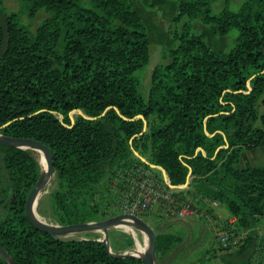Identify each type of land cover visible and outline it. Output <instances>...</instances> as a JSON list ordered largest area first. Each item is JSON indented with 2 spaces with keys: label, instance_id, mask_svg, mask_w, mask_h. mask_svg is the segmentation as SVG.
I'll return each mask as SVG.
<instances>
[{
  "label": "trees",
  "instance_id": "16d2710c",
  "mask_svg": "<svg viewBox=\"0 0 264 264\" xmlns=\"http://www.w3.org/2000/svg\"><path fill=\"white\" fill-rule=\"evenodd\" d=\"M17 1L30 16L42 9L49 16L32 33L0 0V132L51 149L57 188L42 213L61 226L115 217L134 173L151 171L165 185L162 167L180 200L193 205L191 194L222 203L235 218L222 228L244 231L236 245L231 235L228 248L219 246L223 253L198 264H264V167H237L243 151L264 139L257 109L264 94V0H247L238 12L226 0L218 16L210 0H176L175 21L201 18L221 36L237 29L236 44L214 51L185 25L170 62L155 67L147 98L136 73L149 63L150 42L136 0ZM77 110L92 119L74 113L73 123ZM41 176L34 151L0 143V244L10 258L0 252V264H144L112 255L98 239L38 230L26 204ZM155 233L158 259L180 246L178 238ZM125 242L135 244L130 235Z\"/></svg>",
  "mask_w": 264,
  "mask_h": 264
},
{
  "label": "rangeland",
  "instance_id": "374dc122",
  "mask_svg": "<svg viewBox=\"0 0 264 264\" xmlns=\"http://www.w3.org/2000/svg\"><path fill=\"white\" fill-rule=\"evenodd\" d=\"M213 15H220L225 8L226 0H210ZM247 0H230V10L238 12L242 4ZM4 6L8 13H15L20 17L23 26L35 33L42 22L49 16L44 9L38 11L34 16H30L27 9L17 0H4ZM133 9L138 13L146 25L149 37L150 60L149 63L136 73L140 81V90L144 97H148L151 85L152 74L156 66L165 65L170 62L169 50L178 46L176 34L181 35L185 25H189L190 33L202 35L206 44L214 51L229 52L235 47L238 37V30L232 29L227 35L221 36L217 32V26L214 23L206 24L201 18L189 19L182 18L175 21L179 14V3L176 0H136L132 3ZM264 94L259 100L257 109L260 115L264 114ZM259 125V124H258ZM36 153V152H35ZM36 156V155H35ZM239 169L264 167V139L262 142L252 149L243 151L240 162L237 166ZM123 177V176H122ZM112 187L113 193L116 192L117 182ZM57 188L55 178L48 192L45 193L38 204L37 212L48 222H55L46 213L47 196ZM192 201L195 211L199 215L206 212V208L211 210L212 217L201 215L200 217H188L186 219L174 218L168 215V211L155 206L150 212H145L148 216L143 220L150 225L153 230L171 235L178 238L180 246L170 251L163 259H156V264H198L201 257H212L223 253L217 242L216 231L222 230V227L229 223L231 215L227 208L222 204L218 206L211 205L207 201L198 200L193 195H187ZM116 199V196H114ZM112 197V198H113ZM119 203V202H118ZM157 207V208H156ZM162 212H159L160 210ZM46 212V211H45ZM143 214V213H142ZM119 215V214H117ZM260 234H264V225L259 228ZM134 233L127 231L123 227L112 228L106 233L102 231H91L82 233L69 234L65 239H105L107 238L112 253L121 255L131 253L136 250L137 242L148 250V238L141 231L132 228ZM244 232V231H243ZM235 235L231 233L233 241L245 237L244 233ZM134 236L135 244L128 247L125 242L126 236ZM132 254V253H131ZM214 257V258H213ZM213 264H222L219 259L213 260Z\"/></svg>",
  "mask_w": 264,
  "mask_h": 264
},
{
  "label": "water",
  "instance_id": "95a60500",
  "mask_svg": "<svg viewBox=\"0 0 264 264\" xmlns=\"http://www.w3.org/2000/svg\"><path fill=\"white\" fill-rule=\"evenodd\" d=\"M74 113H79L83 115L87 119H92L82 113L81 110L73 111L71 114V120L74 123ZM138 119H142L144 121V124H147V121L145 120L143 115L137 116ZM1 130V128H0ZM0 143L6 144L10 147L13 148H19V149H24V150H32L34 152H42L45 157H46V167L43 170V166L41 165L42 168V176L40 179L37 181L36 185L32 189L28 200L26 204V215L29 219V221L40 231L46 232L52 237L56 238H64L69 234L73 233H82V232H91V231H102V232H107L108 230L112 228H117V227H130V228H135L142 233H144L147 238H148V250L141 256H137L134 254L130 253H124L121 255H116L112 253L107 238L105 239H98V241L105 242L110 253L112 255H116L118 257H136L141 259L144 264H156V259H157V243H156V233L153 230V228L148 225L140 216L137 215H129V214H120L115 217L106 219L101 222H89V223H80V224H75V225H66V226H61L58 224H46L42 223L37 219V207L39 204V201L43 195V193L46 192L48 185L50 181L52 180L53 177H55V167H54V162H53V153L51 149L41 143L40 141L33 140V139H28V138H12V137H6L1 134L0 132ZM136 155L143 161L145 164H149V162L142 157L139 153L136 152ZM152 167H156L151 165ZM161 169L165 175V177L168 180V176L166 171L162 167H157ZM169 181V180H168ZM170 183V182H169ZM189 181L187 182L186 185L184 186H178L179 188L183 187H188ZM172 188H175L176 186H172ZM134 239V236H132ZM0 252L2 255L8 259L9 256L6 253V251L2 248L0 244ZM15 264V263H14Z\"/></svg>",
  "mask_w": 264,
  "mask_h": 264
},
{
  "label": "built area",
  "instance_id": "2783aa9c",
  "mask_svg": "<svg viewBox=\"0 0 264 264\" xmlns=\"http://www.w3.org/2000/svg\"><path fill=\"white\" fill-rule=\"evenodd\" d=\"M164 185L160 182L151 171L140 169L134 173L133 179L130 181L128 191H125L122 202V214L137 215L150 212L155 206L161 207L168 211V215L174 218L200 217L195 211L194 206L190 202L180 200L175 192L168 187L169 181L166 179ZM218 202H213L212 205L218 206ZM206 217H211V214H206ZM235 223V218L230 219L229 225ZM216 237L219 246L223 249L228 248L231 244L230 233L222 228L216 232ZM232 241L233 245L238 243Z\"/></svg>",
  "mask_w": 264,
  "mask_h": 264
},
{
  "label": "bare ground",
  "instance_id": "6f19581e",
  "mask_svg": "<svg viewBox=\"0 0 264 264\" xmlns=\"http://www.w3.org/2000/svg\"><path fill=\"white\" fill-rule=\"evenodd\" d=\"M35 155H36L38 161L42 164V166H43V170H44L45 167H46V157H45V155H44L42 152H36ZM54 178H55V177H53L52 180L50 181V183H49V185H48V188H47V190H46L45 193L48 192V189H49V187L52 185V182H53ZM45 193H43V195H44ZM43 195H42V196H43ZM36 216H37V219H38L40 222H42V223H46V224H50V222H48L44 217H42V216L39 215L38 213H37ZM53 224H54V223H53ZM124 228H125L127 231L131 232V234L134 233V231L132 230V228H130V227H124ZM145 236H146V235H145ZM146 238H147V237H146ZM145 252H146V249H145L144 247H142V246L137 242L136 250L133 251V252H131V253L134 254V255H137V256H141V255H143ZM131 253H130V254H131Z\"/></svg>",
  "mask_w": 264,
  "mask_h": 264
},
{
  "label": "crops",
  "instance_id": "0c3cea01",
  "mask_svg": "<svg viewBox=\"0 0 264 264\" xmlns=\"http://www.w3.org/2000/svg\"><path fill=\"white\" fill-rule=\"evenodd\" d=\"M163 176H164V179H165V181H166L167 178L165 177L164 173H163ZM185 188H187V187H183V188H181V189H185ZM156 208H157V207H156ZM157 209H159V207H158ZM210 210H213V208H211ZM158 211H159V212H162L161 209L158 210ZM206 214H209V213H208L207 211H206L205 213H203V214L201 213V215H203V216L206 215ZM211 217H212V219H213V218H216V213H215V217L212 216V215H211ZM183 219H186V218H183Z\"/></svg>",
  "mask_w": 264,
  "mask_h": 264
}]
</instances>
